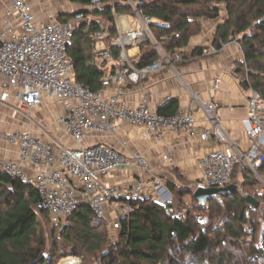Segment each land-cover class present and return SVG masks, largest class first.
I'll list each match as a JSON object with an SVG mask.
<instances>
[{"label": "built area", "instance_id": "2783aa9c", "mask_svg": "<svg viewBox=\"0 0 264 264\" xmlns=\"http://www.w3.org/2000/svg\"><path fill=\"white\" fill-rule=\"evenodd\" d=\"M6 1V10L0 20V101L13 103L25 117H30L35 108L43 106L46 99L62 104L59 123L78 146L70 148L34 136L28 130L0 132V140L20 150L18 160L0 161V170L35 188L41 198L38 208L48 212L53 225L66 222L80 204H85L100 220L108 223L114 241L122 229L121 221L134 212V202L149 199L164 205L172 201L173 196L168 183L142 154L127 157L110 145L81 144L93 133H119L120 123L138 128L144 138H153L160 143H165L170 134L194 138L198 129L197 112L189 108L166 116L151 107L149 96H143L136 106L127 98L129 86L139 85L165 69H175L171 59L160 49L161 60L145 68L138 69L134 65L145 39L156 44L149 32L153 20L141 16L134 3L130 2V5L139 21L137 28L131 24L123 26L116 16L114 36L106 21L100 22V30L95 33V66L102 70L109 61H115L117 68L103 83L104 89L94 92L76 80L68 51L74 33L83 23L93 22L92 18L81 11L63 20L42 22L37 19L30 0ZM90 1L92 4L87 10L104 6V0ZM205 38L195 45L189 42L183 53L192 56L197 48L207 51L210 44ZM231 43L240 46L236 40ZM98 44H102V48L98 49ZM176 61H181L179 52ZM219 84V80L215 81L213 89L218 90ZM250 94L244 133L249 145L247 149L240 139H231L230 129L223 124L222 111L214 102L201 104L206 125L200 141L210 146L202 148L193 144V155L199 162L201 176L193 172L183 174L194 182L193 192L233 185L245 198L254 196L244 190V173L256 176L260 185L255 192H262L264 180L257 170L264 163V101L255 90ZM176 163L175 149H169L159 157L160 166L173 167ZM29 164L41 169L30 174L26 169ZM123 172L128 182L115 185L106 182L105 178L123 177ZM196 218L201 223L207 220L205 215ZM246 232L252 234L253 229L247 228Z\"/></svg>", "mask_w": 264, "mask_h": 264}, {"label": "trees", "instance_id": "16d2710c", "mask_svg": "<svg viewBox=\"0 0 264 264\" xmlns=\"http://www.w3.org/2000/svg\"><path fill=\"white\" fill-rule=\"evenodd\" d=\"M70 2L79 4L84 9L81 11L93 18L74 33L68 49L76 80L90 90L104 89L93 50L100 22L110 24L114 36L116 16L134 15L132 2L141 16L153 20L149 32L158 45L157 48L149 38L142 42L141 55L134 63L138 69L161 60L160 50L174 67L203 56L204 48L195 49L192 56L183 51L201 32L202 19L217 21L224 11L227 18L218 25L212 46L219 51L224 44L235 40L239 43L244 55L239 62L240 73L247 79L242 84L255 90L264 101V0H104L102 9L92 10L86 9L92 4L90 0ZM81 11L59 14L58 19ZM177 52L181 61H176ZM175 104L173 100L158 112L172 116L177 113ZM170 108L172 111L167 113ZM257 172L264 180V163ZM244 176V190L260 203L256 208L241 192L211 198L201 206L193 187L169 182L172 201L164 205L149 199L134 202V212L121 221L122 229L114 241L106 222L85 204H80L62 227L54 225L52 230L56 233L61 229L57 239L69 245L73 255L80 254L85 264H264V187L261 193L255 192L260 181L249 173ZM40 201L33 186L0 170V264H52L59 254L58 248L54 254L48 252L42 220L51 221L48 212L38 208ZM185 210L188 212L184 214ZM197 215H205L207 220L201 223ZM247 228L253 233H247Z\"/></svg>", "mask_w": 264, "mask_h": 264}, {"label": "crops", "instance_id": "0c3cea01", "mask_svg": "<svg viewBox=\"0 0 264 264\" xmlns=\"http://www.w3.org/2000/svg\"><path fill=\"white\" fill-rule=\"evenodd\" d=\"M59 1L60 8L56 7L57 3L54 5L52 2L56 9L46 8L42 10L38 9L41 4L37 3V0H30L35 8L37 19L42 22H55L58 20L59 14L73 12L66 4L64 6L65 0ZM6 6L7 1L0 0V20L4 16ZM81 10L84 9L81 7L77 11ZM226 18L227 15L220 17L217 21L202 19L200 22L202 32H205L208 40H210V48L207 51L204 50L203 56L187 60L174 67V70L165 69L162 73L146 79L139 85L129 86L127 90V98L133 106H136L143 96H149L151 107L154 110H159L160 107L172 103L173 100L176 102L174 106H178L177 112L189 110V108L195 110L198 117V129L194 138L182 134H170L165 143H160L153 138H144L142 130L120 123L119 133H93L81 145L92 146L100 143L110 145L127 157L142 154L151 163L156 173H159L167 183L177 182L176 172L182 176L193 172L200 177L199 162L193 155V144H198L202 148L210 146V144L200 141V135L206 125L201 104L212 101L222 111L223 124L230 129L231 139L234 141L240 139L244 146V143H247L244 134L248 114L247 105L252 89H247L242 84L246 79L241 75L239 67V62L244 60L243 51L240 46L232 43H228L219 51H216L212 46L216 28ZM118 19L123 26L131 24L129 16L121 15ZM197 42L198 40H191L190 44L195 45ZM217 80L220 81L219 89L214 90L213 84ZM205 93H210L208 98L204 96ZM10 106L14 108L11 109L12 111L8 110ZM172 108L168 109L167 113L171 112ZM231 109L233 110L231 111ZM62 112V104L46 99L43 106L35 108L30 117H25L13 103L0 101V132L28 130L34 136L76 148L78 144L71 140L64 127L59 123ZM169 149L176 150L177 163L173 167L160 166V155ZM19 154L20 150L17 146L0 140V161L18 160ZM26 169L30 174H36L41 168L29 164ZM122 174L123 177L116 178L120 179L117 182H128L129 179H127L126 174L124 172Z\"/></svg>", "mask_w": 264, "mask_h": 264}, {"label": "rangeland", "instance_id": "374dc122", "mask_svg": "<svg viewBox=\"0 0 264 264\" xmlns=\"http://www.w3.org/2000/svg\"><path fill=\"white\" fill-rule=\"evenodd\" d=\"M52 2L54 3V5H56V3H57L56 7H58V8L61 7V5L59 3L60 2L59 0H37V3L41 4V6L38 9H42V10L43 9L45 10L46 8L56 9V7L53 5ZM64 2H65L64 3V6L66 4L70 8L71 11L73 10V12H77V10H79L81 8V6L79 4L74 3V2H70V0H65ZM221 7L224 8V5H222ZM100 8L102 9L103 7H100ZM89 10H92V9H89ZM70 13H72V12H70ZM226 15L227 14H225V12L223 11L221 18L222 17H225ZM129 17H130V21H131L132 27L134 29L137 28V26H139V21L135 19L134 15L129 16ZM90 18H92V17L90 16ZM152 37H153V35H152ZM203 38H205L207 40L209 39L205 35V32H202V30H201V32L198 35L192 37L191 40H198V41H200ZM208 41H210V40H208ZM155 45L158 48L157 43ZM97 48L98 49L102 48V45L101 44H98L97 45ZM247 70H248V68L245 67V71H247ZM208 94L210 95V93H205L204 96L206 98H208L209 97ZM212 95H213V93H212ZM11 109H14V108L10 106L8 110L9 111H12ZM223 121H224V117H223ZM236 128L238 129V127H236ZM248 146L249 145H247V143H244V148L245 149H247ZM175 178H176V181H177L176 183L179 186H182V187H190V189H192V187L194 186V182H192V181L190 182L186 177L182 176L181 174L175 173ZM105 180L109 184L115 185L116 182L119 181L120 179H115V178L108 179V178H105ZM109 180H111V181H109ZM246 191H248V190H246ZM173 198L174 197H172V199ZM189 201H190L189 198H187L186 202H189ZM63 224H65V223H63ZM63 224L61 225V227L63 226ZM106 224L108 225L107 222H106ZM53 227H54V225L51 224L47 219L46 220H42V228L47 233V238H48V246H49L48 252H51L52 254H54L55 253L54 251H55L56 248H58V250H59V254L54 257V259L52 261V264H64L65 263L64 262V259L67 258V257H73L75 259V261L78 262V264H85V261H84V259L82 258V256L80 254L79 255H73L72 253H70L71 252L69 250L70 249V246L67 245V244H65L64 242L62 243L61 241H59V239H57V238L60 237V232H61L60 230L61 229L58 230V232L54 233L53 230H52ZM108 228H109V225H108ZM109 234L110 235L112 234L111 228H109Z\"/></svg>", "mask_w": 264, "mask_h": 264}, {"label": "water", "instance_id": "95a60500", "mask_svg": "<svg viewBox=\"0 0 264 264\" xmlns=\"http://www.w3.org/2000/svg\"><path fill=\"white\" fill-rule=\"evenodd\" d=\"M116 68H117V63L115 61H109L106 65V68L101 70V73L103 75L101 82L102 83L107 82ZM193 193H194V197L199 202V204L201 206H206L211 198L236 194L238 193V190L236 186L231 185L223 189H217V188H207V190L197 189ZM246 199L249 205H251L254 208L260 205V203L254 196H248Z\"/></svg>", "mask_w": 264, "mask_h": 264}, {"label": "bare ground", "instance_id": "6f19581e", "mask_svg": "<svg viewBox=\"0 0 264 264\" xmlns=\"http://www.w3.org/2000/svg\"><path fill=\"white\" fill-rule=\"evenodd\" d=\"M64 264H78L73 257H67L64 259Z\"/></svg>", "mask_w": 264, "mask_h": 264}]
</instances>
